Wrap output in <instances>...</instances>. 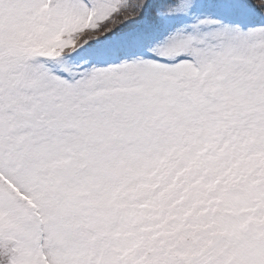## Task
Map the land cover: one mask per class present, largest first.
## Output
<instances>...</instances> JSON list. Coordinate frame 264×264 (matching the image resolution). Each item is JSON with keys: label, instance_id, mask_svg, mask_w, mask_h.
Masks as SVG:
<instances>
[{"label": "snow or ice", "instance_id": "1", "mask_svg": "<svg viewBox=\"0 0 264 264\" xmlns=\"http://www.w3.org/2000/svg\"><path fill=\"white\" fill-rule=\"evenodd\" d=\"M0 264H264V0H0Z\"/></svg>", "mask_w": 264, "mask_h": 264}]
</instances>
